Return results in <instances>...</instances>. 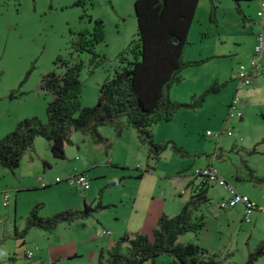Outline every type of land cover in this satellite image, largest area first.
I'll list each match as a JSON object with an SVG mask.
<instances>
[{"label":"rangeland","instance_id":"obj_1","mask_svg":"<svg viewBox=\"0 0 264 264\" xmlns=\"http://www.w3.org/2000/svg\"><path fill=\"white\" fill-rule=\"evenodd\" d=\"M261 2L264 0L241 2L237 8L232 0H199L183 51L186 60L204 62L181 73V82L171 88L177 100L169 98L188 103L190 89L200 95L214 81L220 89L207 95L201 107L180 109L170 121L151 128L154 143L172 141L178 150H172L170 143L155 163L149 162L153 171L138 177L146 170L147 146L135 129L125 128L118 135L111 125L98 128L104 138L100 144L73 132L64 159H55L48 142L37 137L13 173L0 167V264H49L46 258L36 256L39 247L46 249L48 242L50 247H60L62 241L78 245L84 254L82 264H95L86 248L108 239L115 242L121 230L123 234L149 236L161 213L176 216L185 179L194 178L200 163L213 156L219 175L257 202L258 209L250 223L244 221L242 205L219 209L226 191L213 184L207 191L209 201L193 212V217L203 216L201 234L187 233L179 241L207 250L216 264H245L248 254L264 241V54L261 72L251 86L239 83L235 69L237 63L248 64L257 34L264 36V24L257 17ZM133 3L0 0V139L22 119L37 117L45 122L50 95L42 92L39 84L44 74L63 71L54 64L59 56L80 64V103L95 105L98 88L112 75L119 54L137 38ZM96 20L102 21L104 31L103 41L94 48L98 56L75 52L72 42L77 33L91 31ZM233 97L239 99L242 119L228 117L227 105ZM225 130L231 131L230 137L222 135L215 140L205 135ZM85 167L90 169L85 171ZM81 172L89 181V190H80L70 182ZM84 205L92 209L90 215L69 226L59 223L50 232L26 230L34 207L40 217L48 218L69 210L82 211ZM103 231L110 235L103 236ZM26 251L32 252L31 259L24 257ZM76 260L68 264L80 263ZM172 261V257L161 255L154 263L145 264ZM254 264H264V254Z\"/></svg>","mask_w":264,"mask_h":264},{"label":"trees","instance_id":"obj_2","mask_svg":"<svg viewBox=\"0 0 264 264\" xmlns=\"http://www.w3.org/2000/svg\"><path fill=\"white\" fill-rule=\"evenodd\" d=\"M232 1L238 8L241 2L253 0ZM198 2L199 0H134L137 38L119 54L118 64L112 75L99 86L96 103L91 107L80 103V64L57 57L54 64L62 67L63 71L56 73L52 70L44 74L39 84V89L50 95L45 108V122L37 117L22 119L12 132L1 138L0 167L13 173L19 167L23 155L33 148L37 137L48 142L49 151L55 159H64V148L71 145L70 136L73 132L100 144L104 142V138L98 133V128L106 125L113 126L118 135L125 128L135 129L140 142L147 146L148 162L146 170L140 171L139 178L154 170L149 162L155 163L170 143L172 150L178 151L172 141L154 143L151 128L162 121H170L180 109L200 107L207 95L220 89L213 82L188 103L174 102L169 98L171 87L181 82L183 70L204 62L182 60ZM103 39V23L96 20L91 31L81 30L77 33L72 47L77 53L88 52L97 57L94 48ZM253 81L254 79L252 83ZM242 117L241 113L239 119ZM261 118L264 120V112L261 113ZM42 165L45 167V162ZM208 185L201 182L197 193L190 197L176 216L161 213L149 236L141 233L123 234L110 247L100 248L95 264L154 263L161 255L172 257L170 264H216L207 250L190 242H178L187 233L199 234L203 230V216L193 217V212L209 201L206 197ZM91 210L84 205L82 211L69 210L43 218L38 215L37 207H34L27 218L26 230L35 228L50 232L59 223L69 225L87 218ZM263 254L264 241L248 254L245 264H254ZM24 257L27 258L25 254Z\"/></svg>","mask_w":264,"mask_h":264},{"label":"built area","instance_id":"obj_3","mask_svg":"<svg viewBox=\"0 0 264 264\" xmlns=\"http://www.w3.org/2000/svg\"><path fill=\"white\" fill-rule=\"evenodd\" d=\"M257 17L261 20L262 24H264V2L260 3V8L257 12ZM264 53V37L262 34L256 36V44L253 48V54L248 62L247 65L239 64L236 69V78L240 84L243 86H249L252 83L253 76L261 70V56ZM239 104V100L237 97L233 98L230 101L228 106V117L229 118H240L241 113L237 111ZM236 110V111H235ZM206 137L209 138H219L220 136L224 135L227 137L231 136V131L225 130V132L220 131L218 133H212L207 131ZM193 176L200 179L201 182L207 184L216 183L223 187V189L228 194V197L222 200L218 207L220 209H228L233 208L237 205H242L243 207V217L244 221L250 223L251 215L257 209L255 202L250 200L246 195L238 193L235 188L227 183L223 178H221L217 170L211 166L198 168L194 170ZM41 181V185L43 186L44 183ZM56 182H60V180L56 179ZM70 182L75 185L78 189L86 191L89 188V181L86 179V176L82 173L75 175L73 178H70ZM8 205L7 197L3 198V206ZM110 232L104 231L103 235H109ZM25 256L27 258L32 257L31 251H26Z\"/></svg>","mask_w":264,"mask_h":264},{"label":"crops","instance_id":"obj_4","mask_svg":"<svg viewBox=\"0 0 264 264\" xmlns=\"http://www.w3.org/2000/svg\"><path fill=\"white\" fill-rule=\"evenodd\" d=\"M255 46V45H254ZM184 50V49H183ZM252 53H253V51H252ZM252 53H251V55H252ZM251 55L249 56V59H250V57H251ZM182 58L183 59H185V58H187V54L183 51V53H182ZM209 58H211V57H206V59L205 60H208ZM248 59V60H249ZM185 62H191V61H194V60H189V59H185L184 60ZM239 64H244V63H237V66L239 65ZM245 65V64H244ZM236 66V67H237ZM184 71V70H183ZM235 72H236V69H235ZM261 71H258L257 72V74H255L254 75V80H256V77H257V75L260 73ZM235 78H236V73H235ZM215 82V81H214ZM254 82V81H253ZM180 83V82H179ZM207 86H208V84H207ZM172 88V87H171ZM190 91V95H191V97L190 98H192V97H196L198 94H196V92L194 91V90H189ZM169 95H170V98L172 99V100H174V101H176L177 99H176V92H174V95L173 94H171V89H170V91H169ZM199 96V95H198ZM204 101H205V99H204ZM231 101V100H230ZM230 101H228L229 103H230ZM202 105V104H201ZM228 106V105H227ZM201 107V106H200ZM240 108H241V106H240ZM219 140V139H218ZM215 157H217V156H215ZM41 161H42V159H41ZM31 162H33V159H31ZM200 167H198L199 169L200 168H204V167H207V166H212L214 169H216L215 167H214V156H213V158H207V162H204V163H200ZM197 168V169H198ZM88 169H90L89 167H85V171H87ZM83 170V169H82ZM81 173H83V172H81ZM217 173H218V171H217ZM218 175H219V173H218ZM220 176V175H219ZM221 177V176H220ZM221 178H223V177H221ZM224 179V178H223ZM186 181H185V183H184V190H181V192L179 193V194H183V197H181V200H182V203L180 204V206L179 207H177V212L179 213V211L181 210V208L188 202V200L190 199V197L191 196H193L195 193H197V190H198V187H199V185H200V183H201V180L200 179H197V178H193V177H188L187 179H185ZM225 181H226V179H224ZM237 180H240V178H238ZM213 184H215V185H218V184H216V183H213ZM213 184H209L208 186H207V188H206V197H207V191H208V188L211 186V185H213ZM219 187H222V186H220V185H218ZM233 186V185H232ZM234 187V186H233ZM223 188V187H222ZM235 188V187H234ZM90 189V185H89V188L87 189V190H89ZM224 190V189H223ZM236 190V189H235ZM238 193H240V194H243L242 192H241V190L239 191V190H236ZM247 194V193H246ZM243 195H245V194H243ZM228 197V194L225 192V196L223 197L224 199L225 198H227ZM208 198V197H207ZM223 198H222V200H223ZM252 200V199H251ZM256 204H258L257 202H255ZM238 206V205H237ZM236 207V206H235ZM235 207H233V208H235ZM15 209H16V206H15ZM241 209V211H242V208H240ZM165 214H167V213H165ZM159 217V216H158ZM157 219L158 218H156L155 219V224L154 225H152V227H151V229H150V234H151V231H152V229H153V227H155V225H156V221H157ZM72 224V223H71ZM71 224H69V225H71ZM68 225V226H69ZM135 233H137V232H135ZM119 234H123V232H122V230L121 231H119ZM199 234H201V233H199ZM199 234H195V235H199ZM120 235V236H121ZM119 236V235H118ZM185 235H183L182 237H180L179 239H178V242L179 243H186V242H180L179 240L182 238L183 239V237H184ZM74 241H62V243L60 242L57 246H60V247H50V242H48L47 243V248L45 249L44 247H39V248H41V251L40 252H38V254H36V256L39 258V259H41L42 260V257H44V258H46V260H48L49 261V264H68V263H71L70 261H72V260H76V259H81V260H76V261H78V262H80V261H82L83 259V256H84V254H82V253H80L81 251H79L78 250V245L77 246H75L74 245ZM114 242H112V240H110V239H108L107 240V242L106 241H102L101 243H100V245H95V246H91L90 248H86V250H88L89 252H90V257H89V260H90V262H93V263H96V257H97V250H95V249H100V248H108V247H110L112 244H113ZM22 244H24V242H22ZM42 246V245H41ZM43 262V261H42ZM37 263V262H36ZM43 264H44V262H43ZM78 264H82V262H80V263H78Z\"/></svg>","mask_w":264,"mask_h":264}]
</instances>
